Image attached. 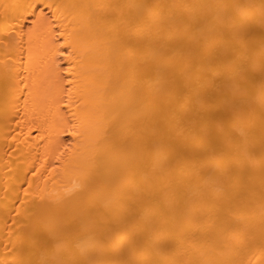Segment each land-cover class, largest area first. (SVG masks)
<instances>
[{"label":"bare ground","instance_id":"6f19581e","mask_svg":"<svg viewBox=\"0 0 264 264\" xmlns=\"http://www.w3.org/2000/svg\"><path fill=\"white\" fill-rule=\"evenodd\" d=\"M0 264H264V0H0Z\"/></svg>","mask_w":264,"mask_h":264}]
</instances>
